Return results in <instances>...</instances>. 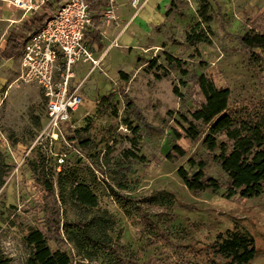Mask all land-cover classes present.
I'll use <instances>...</instances> for the list:
<instances>
[{
  "label": "rangeland",
  "instance_id": "obj_1",
  "mask_svg": "<svg viewBox=\"0 0 264 264\" xmlns=\"http://www.w3.org/2000/svg\"><path fill=\"white\" fill-rule=\"evenodd\" d=\"M210 2L211 42L191 45L187 35L207 28L199 26L198 0H141L138 8L119 0L116 20L104 24L119 26L103 35V50L89 42L100 64L92 69L91 62L79 61L74 67L82 102L58 139L44 131L47 103L41 89L20 78L22 50L12 59L0 58V253L10 264L26 263L31 248L24 235L43 224L44 192L29 166L42 155L54 167L56 183L67 180L61 193L57 186L66 239L62 247L75 264H199L205 256L196 249L227 231L253 235L258 253L251 264H264V193L228 199L224 190L191 192L178 174L188 158L206 159L208 172L220 174L201 139L183 137L178 142L187 154L175 161L167 156L179 114L201 98L195 74L229 86L234 105L264 110V52L245 49L239 41L249 28L264 31V0ZM7 30V22H0V48ZM167 53L186 62L187 85L181 70L167 62ZM109 94L112 99L102 101ZM70 134L75 139L69 140ZM53 143L65 153L62 165ZM74 179L92 186L97 207L74 202ZM97 216L112 237L110 246L85 243L77 229L69 233L70 222ZM98 230L90 226L94 234Z\"/></svg>",
  "mask_w": 264,
  "mask_h": 264
},
{
  "label": "trees",
  "instance_id": "obj_2",
  "mask_svg": "<svg viewBox=\"0 0 264 264\" xmlns=\"http://www.w3.org/2000/svg\"><path fill=\"white\" fill-rule=\"evenodd\" d=\"M92 15V24L87 29L86 42H97L99 49L103 50L101 42V27L103 26L101 14V0H86ZM60 0H48L41 9L32 12L30 19L14 26L8 33L5 45L0 48V58L12 59L20 53L26 40L37 29L42 27L53 13ZM198 13L201 18L199 26L207 25L199 31L187 35V41L191 45L210 43L213 32L210 23L213 19L210 0H198ZM240 44L245 49H260L264 52V31L254 28L245 30L239 38ZM92 49V46L90 47ZM166 60L181 70L187 85L191 75L186 62L170 53L166 54ZM156 65V59L151 60V66ZM121 75L127 77L121 71ZM195 84L198 87L201 98L193 102L185 113H180V127L174 128L173 143L168 157L178 160L187 154V150L178 142L183 137L193 141L201 139V145L212 159L220 167V174L215 176L208 172V162L203 158L194 156L187 159L184 165L178 168V174L183 183L191 192L224 190V195L231 199H252L264 193V110H252L247 106L234 105L232 103V91L229 86L219 85L212 77L205 73L195 74ZM178 96L182 93L176 87ZM113 94L105 95L102 101H110ZM133 102L127 101V107L132 108ZM196 122H201L205 128H201ZM83 129H87L84 127ZM64 130V128H63ZM64 135V132H63ZM69 140L75 139L73 134L67 136ZM61 150V149H60ZM53 153L56 144L53 143ZM30 170L34 178L40 183L44 192V204L42 207L43 224L31 227L24 235L31 252L25 264H75L74 257L65 250L62 245L66 242L62 232L64 224L62 218V205L60 193L64 191L67 180L56 183L52 176L53 166L49 165L48 157L42 155L38 161H32ZM57 174H61L57 172ZM75 172H71L74 177ZM70 190L74 202L88 207L99 205L98 195L92 186L86 182L74 179ZM71 229H77L84 236L87 244H99L110 246L112 237L107 234L104 219L97 216L86 223L70 222ZM90 226L101 232L94 234ZM102 229V230H101ZM197 250V251H196ZM195 251L205 256L199 264H251L256 258L258 249L256 239L248 232L227 231L226 235L219 234L215 240ZM198 263V262H195ZM0 264H10V258L0 253Z\"/></svg>",
  "mask_w": 264,
  "mask_h": 264
},
{
  "label": "built area",
  "instance_id": "obj_3",
  "mask_svg": "<svg viewBox=\"0 0 264 264\" xmlns=\"http://www.w3.org/2000/svg\"><path fill=\"white\" fill-rule=\"evenodd\" d=\"M27 12L38 10L48 0H0ZM103 24L116 20L118 0H101ZM138 8L141 0H128ZM92 13L86 0H60L44 25L30 34L20 55L21 80L35 83L47 103V120L44 131L54 139L63 136V126L70 122L72 112L82 102L81 83L75 84L74 67L79 61L91 62L92 69L101 59L93 55L86 42ZM64 162L63 153L57 154Z\"/></svg>",
  "mask_w": 264,
  "mask_h": 264
},
{
  "label": "crops",
  "instance_id": "obj_4",
  "mask_svg": "<svg viewBox=\"0 0 264 264\" xmlns=\"http://www.w3.org/2000/svg\"><path fill=\"white\" fill-rule=\"evenodd\" d=\"M36 2H39L41 0H35ZM119 1V0H118ZM118 1H117V4H118ZM102 2V1H101ZM45 4V3H44ZM42 4L40 6L39 9L42 8V6L44 5ZM16 10H20L22 11V14L21 15H17L16 14ZM104 10V4L102 2V6H101V14H102V11ZM93 16L97 15V13L93 12L92 13ZM32 16V12H27L25 11L24 9H21V8H18V7H15V6H11L10 4H8L7 2H3V1H0V22L4 21V22H7V33H9V31L16 25H19L21 24L22 22H24L25 20L27 19H30ZM119 18V17H118ZM133 18V17H132ZM119 23V21H118ZM119 26V24L117 23H114L112 24L111 26H105L103 24V26L101 27V34H102V38H101V42H102V39H103V35L109 31V29H116L117 27ZM122 32V31H121ZM120 30L116 32V34H119L121 33ZM7 38V37H6ZM6 38H5V41H4V44L3 46L5 45L6 43ZM103 43V42H102ZM2 46V47H3ZM1 47V48H2ZM91 47V45H90ZM99 48V46H98ZM100 50V49H99ZM100 59V58H99Z\"/></svg>",
  "mask_w": 264,
  "mask_h": 264
}]
</instances>
